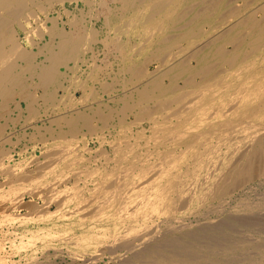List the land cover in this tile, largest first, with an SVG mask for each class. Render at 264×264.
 I'll use <instances>...</instances> for the list:
<instances>
[{
	"label": "bare ground",
	"instance_id": "bare-ground-1",
	"mask_svg": "<svg viewBox=\"0 0 264 264\" xmlns=\"http://www.w3.org/2000/svg\"><path fill=\"white\" fill-rule=\"evenodd\" d=\"M253 187L264 0H0V264H264Z\"/></svg>",
	"mask_w": 264,
	"mask_h": 264
},
{
	"label": "rangeland",
	"instance_id": "rangeland-1",
	"mask_svg": "<svg viewBox=\"0 0 264 264\" xmlns=\"http://www.w3.org/2000/svg\"><path fill=\"white\" fill-rule=\"evenodd\" d=\"M66 5L76 15L78 14L77 16L82 21L83 24L85 23V25H89V24L92 23V21H95V18L92 17V15L90 14L89 7L84 6V3L82 1H80L79 4H77L76 2H67ZM81 8H84V11L83 12H81L79 10ZM62 18L63 19H61V22L59 23V26L61 28H63V27L70 28L71 27V23L68 22L69 21V17L67 15H63ZM97 27H99V28L102 27V21H99L97 23ZM44 41H46V39H44L41 43H43ZM100 46L102 47V45H100ZM108 57H107L108 60H111L112 62L115 61L114 60L115 59L114 58V55H110ZM39 59H40L39 61L44 60L45 59L44 58V55H40L39 56ZM87 59H88V61H89V59H90V61L92 60V58L90 57V55H87ZM98 63L105 66V64H106V57H105V55L102 54V56L98 59ZM73 64L71 62V65H73ZM83 66L84 67L86 66L85 68L82 67L83 71H87L88 70L87 64H83ZM61 69L63 71H67L66 70V66H62ZM116 70H118V69L115 66V68L111 70V73L109 75H106L105 76V79L104 80H106L107 83H112V81H111L112 79L111 78H114L115 76L116 77H119L120 76L119 72L116 71ZM100 82H97L98 84L96 83V86L99 87L98 90L100 91L101 96L104 97V100H107V102H109V98H110L111 95H116L117 93L120 96H121V94L123 95L124 88L121 86V84H118V85H115L114 84V86H112V87L115 90L110 89L112 92H110V91L109 92H105V90L102 87L103 85L101 84L102 86H100ZM101 90L104 91V92H102ZM111 103H113V102H111ZM91 104L94 105V106L96 105V103H94V102H92ZM81 105H82V107L84 106V104H81ZM13 116H15V114H13ZM44 120L46 121V124H48V125L50 124V122H49L50 116L48 117V115H43L42 116V120L39 121V125H43L44 124V122H43ZM27 128H28L27 129V132L28 133H27L26 139L24 140V143L25 144H28V147L31 150L32 149V145L34 144V139L32 140V136H31V134L34 132V127L29 125V126H27ZM15 130L17 131V128H15ZM86 136H88V135H86ZM89 139H90V140H88L89 147H91L93 150H95L99 146V141L100 140L97 139V138H95V137H92V138H89ZM14 140H15V137H14ZM247 193H248V197H247L248 198V201L251 202V203L256 204L255 207L252 210L248 211V212H245V211L243 212L242 210H241V212H238V213L235 212L233 217L234 218H238V219H244L245 221H255V222L259 223V225L264 229V188H257V187L249 188L248 191H247ZM231 205L232 204L226 205L225 209H223V210L225 212H230V210H231L230 207H232ZM219 214L218 213L212 214L213 215L212 217L214 218L215 221L216 220H219L220 217H223L224 216L222 212H220ZM22 229L23 228L21 226V227L18 228V231L21 232ZM12 230H13V228H12ZM237 234H238V237L239 238H245V237H247V239H248V237L251 236V235L247 234V231L243 227H239L237 229ZM252 237L254 239L255 236H252ZM262 248H264V247H262ZM255 255H256V250L253 249V248H251V247L240 248L238 250H235L234 253H231L232 264H249L248 263L249 262V258L251 256H255ZM106 260L109 261L110 260L109 257ZM117 260H120V264H124V260H125L124 257L120 256L119 258H117ZM59 261L63 262V260L61 258H59ZM64 264H66V263H64ZM77 264H82V261L81 260H78L77 261ZM111 264H113V263L111 262Z\"/></svg>",
	"mask_w": 264,
	"mask_h": 264
}]
</instances>
